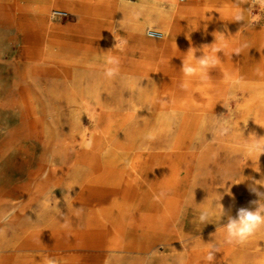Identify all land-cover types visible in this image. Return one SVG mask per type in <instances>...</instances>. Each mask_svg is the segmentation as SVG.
<instances>
[{"label": "rangeland", "instance_id": "374dc122", "mask_svg": "<svg viewBox=\"0 0 264 264\" xmlns=\"http://www.w3.org/2000/svg\"><path fill=\"white\" fill-rule=\"evenodd\" d=\"M255 142L257 0H0V264H264Z\"/></svg>", "mask_w": 264, "mask_h": 264}, {"label": "clouds", "instance_id": "9594fccd", "mask_svg": "<svg viewBox=\"0 0 264 264\" xmlns=\"http://www.w3.org/2000/svg\"><path fill=\"white\" fill-rule=\"evenodd\" d=\"M259 5L264 8V0H257ZM244 17L237 13L234 17L235 20H241ZM258 19V17L254 18ZM200 63L207 64L208 61L206 59H202ZM186 74L191 75L194 71L191 67H185L184 69ZM110 74V73H109ZM248 150L250 154H255L256 156H260L264 154V142H255L248 146ZM253 191H255L253 189ZM264 208H258L256 211H250L244 208H241L238 212V219H230L227 224V232L231 237H237L240 241H246L250 236L254 235L257 230L264 226ZM205 219L204 216H201V220ZM211 259V256L208 257Z\"/></svg>", "mask_w": 264, "mask_h": 264}, {"label": "bare ground", "instance_id": "6f19581e", "mask_svg": "<svg viewBox=\"0 0 264 264\" xmlns=\"http://www.w3.org/2000/svg\"><path fill=\"white\" fill-rule=\"evenodd\" d=\"M257 5L261 8V9H264L262 8L259 3L257 2ZM135 16V14H134ZM156 21L160 22V23H163V24H169V18L165 15H157L156 16ZM134 30L136 32H140L143 31V30H149V26L144 24V23H140V22H136L133 26ZM171 32V28L169 25H166L165 27H163L161 30L159 31H156L154 34L156 36H160L158 39H163V37H166L167 35H169V33ZM237 87V86H236ZM235 88V87H234ZM242 89V92L244 93V95H247V96H250V98L252 97V94L253 92L248 89V88H243V87H240ZM239 89V88H238ZM249 98V99H250ZM243 99V98H242ZM234 106V105H233ZM233 110V109H232ZM245 118H249L248 115L245 116ZM246 121H244L245 123ZM230 126V125H229ZM250 126V125H249ZM239 127V126H238ZM244 128V127H243ZM244 131V130H243Z\"/></svg>", "mask_w": 264, "mask_h": 264}, {"label": "built area", "instance_id": "2783aa9c", "mask_svg": "<svg viewBox=\"0 0 264 264\" xmlns=\"http://www.w3.org/2000/svg\"><path fill=\"white\" fill-rule=\"evenodd\" d=\"M184 1V0H183ZM154 34V33H153ZM155 35V34H154Z\"/></svg>", "mask_w": 264, "mask_h": 264}]
</instances>
